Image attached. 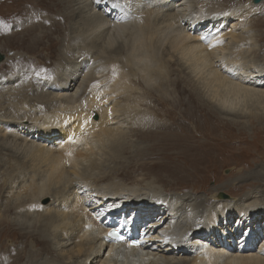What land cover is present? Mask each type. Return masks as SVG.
<instances>
[{
    "label": "bare ground",
    "instance_id": "bare-ground-1",
    "mask_svg": "<svg viewBox=\"0 0 264 264\" xmlns=\"http://www.w3.org/2000/svg\"><path fill=\"white\" fill-rule=\"evenodd\" d=\"M245 2L249 6L256 3ZM215 3L218 2L25 0L22 3L23 14H29L30 9L39 12L30 23L17 22L19 29L13 32L22 37L18 39L27 49L37 43L34 25L45 29L41 32L47 37L52 32L64 33L63 23L68 20L72 35L58 56H47L57 61H53V72L44 75L33 70L26 74L23 69L19 70L24 72L20 77L15 71L9 76L10 82L0 84V166L8 162V180L4 182L7 194L13 196L12 204L8 201L3 205L5 208L0 207V224L10 222L4 217L5 210L18 209L24 220L21 225H25L17 227L26 232L32 230L33 236L39 235L34 236L37 240L33 239L32 247L37 245V249H29L27 253L36 256L46 251L56 261L43 260L37 264H264V229L260 227L258 231L261 225H256L249 235L250 231H245L239 237L240 245L233 248L217 241L220 228L216 224L202 227L213 210L221 221L222 213L232 216L229 214L232 206L247 211L250 207H264L261 170L249 171L235 183L241 188L252 180V184L258 182L256 185L260 186L251 193L260 201L244 200L241 204L218 198L223 185L208 189L215 192L210 193V198L195 199L192 203L194 191L165 194V186L145 179L147 176H141L135 185H126L114 177L113 168L105 174L109 162L119 159L130 147H137L126 141L130 131L137 140L149 142L137 147L132 152L134 156L170 158L171 154L175 158L184 151L198 153V146L188 139H192L193 133L198 134L192 127L178 135L169 131L160 116H152L155 122L143 128L156 103L167 105L169 99H177L169 112L174 115L180 105H192L196 94V99L216 115L243 116L249 111L254 119L263 116L264 112L259 114L257 110L264 108L261 106L264 77L260 78L264 75V60L249 59L248 53L255 55V47L252 48L248 28L237 22L226 33L216 31L221 24H229L232 20L229 18L236 12H225ZM248 37L251 44L245 39ZM44 63L50 65L52 60ZM177 63L200 86L188 89L182 82L185 79L172 67ZM251 70H257L258 75ZM185 94L189 97L186 96L187 101L183 99ZM149 97L152 99L143 100ZM34 101L43 105V112H38ZM94 113L97 119L92 118ZM188 113L192 121L195 114L192 106ZM203 135L202 132L200 138ZM144 165L141 163L134 170L143 171ZM153 166L154 163L149 167ZM168 167L164 171L171 173ZM130 169L128 166L123 171L124 177L130 175ZM175 181L179 183L180 179ZM45 196L49 201L41 205L39 200ZM33 210L37 218L29 223L26 218H31ZM144 211L150 218L146 223L138 220ZM113 222L127 227L140 245L130 247L123 242L114 246L108 242L105 232ZM237 231L241 232L242 227L236 228ZM256 235L262 237L258 245ZM11 238L17 241V237ZM25 244L22 238L18 245L20 252L18 246L14 249L15 260L4 255L0 264H14Z\"/></svg>",
    "mask_w": 264,
    "mask_h": 264
},
{
    "label": "rangeland",
    "instance_id": "rangeland-1",
    "mask_svg": "<svg viewBox=\"0 0 264 264\" xmlns=\"http://www.w3.org/2000/svg\"><path fill=\"white\" fill-rule=\"evenodd\" d=\"M24 1L25 0H0V22L3 20L0 23V26H2V27H0L1 28L0 29V54H1V56H3V58H0V84L1 85L7 84V82L11 81L10 80L11 77H9L10 74L12 76V75L19 72L18 76L20 77L21 74H23L26 71H27L26 74L33 73V72L34 73H42L43 72L42 74L45 73L44 75L53 72L52 69L55 67V64L53 63V61L55 63L57 61H55V59H51L54 57H48L47 58V56H49V55L58 56V53L59 54L61 53V49L63 48V46H65V44H67V42H70V37L72 36L70 31L68 30V29H71V25H70V22H68V20H65L63 23V30H64V33H62L63 35L59 34L58 32H55V34H53V32H52L49 34V36L46 37V36L42 35V32H41L42 30L45 31V29H41V28L34 25L33 26L34 35L36 36L34 41H37V43L35 46H32V49L31 48L27 49L25 47L26 44H24V43L22 44L19 40V39L22 40V37H20V35H15L13 32H15L19 29V25L32 22L35 19L36 15L39 14V12H34L33 10L30 9L28 11L29 14H23L22 3ZM51 1L55 2L56 0H51ZM206 1L215 2V0H206ZM216 1L219 3V5H221L222 10H224L225 12H233L232 10H235L234 13L236 12L235 15H232L229 18L230 20L232 19L229 22V24H226V25L221 24L218 28H216V31L218 30L219 32H222L224 30L223 32L226 33L227 30L230 29L229 26L231 24L237 23V22H238L237 24H239V25L241 24L246 29L248 28L247 33H248V35L251 34L249 37L252 38L251 39L252 48L255 47V48H253V49H255L254 50L255 55H253V53L249 52L250 55L248 53V57L251 61H254L252 59H257V60L262 59V61H263L264 60V0H255L256 3L254 4V6L253 5L249 6L248 5L249 3L245 2V0H229V1L228 0H220V1L216 0ZM218 3H215V5L216 4L218 5ZM242 3H244V4H242ZM239 5L242 9L243 8L246 9V7H247V10L243 9V11H241V8H238ZM252 10L254 12H252ZM19 11H21V12H19ZM224 11H221V12H224ZM9 12H11V13H9ZM242 13L245 15H243ZM20 14H22V17L23 16L24 17L22 18L20 16ZM236 15H239V16H236ZM11 16H13V17H11ZM25 17H29V18H25ZM15 18H17V19H15ZM237 19H239V20H237ZM17 22L19 25L17 24ZM239 25H237V26H239ZM5 26H6V28H5ZM225 27H226V29H224ZM56 33H57V35H56ZM51 37H53L52 40H51ZM227 37H228V35L225 34L224 35V41L227 39ZM249 37H248V39L247 38H245V39H246V41H248L249 44H251ZM38 40H39V42H38ZM61 40H62V42H60ZM225 43H227V40L225 41ZM38 46H40V47H38ZM210 48H211V46L209 47V49ZM256 49H257V51H256ZM42 51H44V52H42ZM39 52H40V54H39ZM29 54L31 55V57L29 56ZM260 55H262V56H260ZM44 56H45V58H44ZM86 57L89 58V55H86ZM8 59H10V60L8 61ZM49 60H52V64L48 65V64L44 63V62L49 61ZM7 61H8V63H7ZM40 63H42V64H40ZM8 64H10V65H8ZM12 66H14V68ZM172 67L175 68L176 73H179V75H181V77H183V79H185L182 82L186 84L188 89H192L191 87H195L197 85V82L195 81V79L192 78V76L188 75L186 73V71L183 70V67L180 66V64H178V63L174 64ZM7 68H12V69H7ZM23 69H24V72L19 71V70H23ZM95 69H97V67H95ZM251 69H252V67H251ZM10 70L13 72H11ZM15 71H16V73H15ZM46 72H48V73H46ZM251 72L258 75L257 70H251ZM261 77H264V75L260 76V78ZM197 86H200V85L198 84ZM195 95L196 94H194L192 105H190V106H186V105L181 106L180 105L179 109L178 108L176 109L177 113L174 115H171V113H169V112L172 111L173 110L172 108L175 107V105L177 103V99H174L172 101H170L171 99H169L167 105L165 103H162V102L156 103L155 106H153V109L151 111L152 113H150L148 115L149 117H147V114H146V117H147L146 118V120H147L146 124L147 125H145V127H143V128L147 129L149 123L155 122V119L152 116H155V117L160 116V118H162L163 123L167 124L170 127L169 131H175V133L178 135H183L182 132H184V130L191 129V127H192V129L198 134L195 135V133H193L192 139L191 138H188V139L191 142H193L195 147L198 146V149H201V151H198V149H197L198 153L193 152L194 154H190L189 152L184 151V152H181L180 154L177 153L175 158H173L171 156V154H169L170 158H166V157L165 158H160V157L153 158L149 155L146 157L134 156V154L132 152L137 147L146 146L147 144H149V142L137 140L136 137L133 136L132 132L130 131L126 141L135 143L137 147H133V148L130 147V149L126 150L125 153H123L121 155V157H119V159H117L116 161L109 162V165L105 168V172H106L105 174L109 173L111 168H113L114 172H115L114 177H116V179L120 183L122 181H124L125 182L124 184H126V185H135V183L137 181H139L138 179L141 176H147V178H145V179L156 181V184H158V186H161V185L165 186V191H163V193H165V194H169L173 191H176L178 193H183V194H185V193L186 194H192V192L194 191V193L192 194L194 196L192 203H194L195 199H201V198H206V197L210 198L211 197L210 193H215V192H213V190L209 191L208 189L219 188V186H221V185H223V187H221L219 189V192H218V194H219L218 198L219 199L237 200L236 203H239V204H241L242 202H245V201H253L254 199L259 200V198H254L251 194V193H254V189L256 187L257 188L260 187L259 185H256V184H259L258 182L252 184V180H251V182H249V185H246L245 187L243 186L241 188L236 187L237 184H235V183L238 182L237 180L239 177H243L244 174L248 173L249 171L261 170L262 171L261 173H264V114H263V116L261 115L262 117L261 116L255 117V119H254V117L253 118L251 117V112H249V111H247V113L244 114L243 116H235V115L232 116V115H228V114L227 115L221 114V116H222L221 117L220 114L216 115L211 110V108L208 107L205 103H203L200 99H196L197 97ZM186 96H187V94H185L184 98H183L185 101H187L189 98L188 96H187L188 98ZM145 99L148 100V99H152V98H150V97L149 98H143V100H145ZM34 102H35L34 106L36 107L38 112H40V113L43 112V105L40 102H36V101H34ZM171 104L173 106H171ZM194 104H200L202 107L199 105L194 106ZM41 105H42V107H41ZM191 106L193 107V110L195 113L193 115L194 119L192 121L190 120L191 118H190V115L188 113V110L190 109ZM261 106H264V104H262ZM185 107H187V108H185ZM165 109H166V111H165ZM207 111L209 114L207 113ZM257 112H259V114L264 112V108L262 110H257ZM165 113L167 116H165ZM199 114L202 115V116L200 115V118L198 117ZM179 115L181 116V118ZM174 116H176V117H174ZM205 116L207 117L206 119H205ZM27 118L29 119V116H27ZM39 118H40V116H39ZM92 118L97 119L98 115L97 114L95 115V113H94L92 115ZM25 121H27V120H25ZM182 121H183V123H182ZM149 127H151V125H149ZM202 132L205 135H203V137L200 138ZM58 133L59 132L56 131V134H58ZM43 136H47V135L44 134ZM213 136H215V137H213ZM213 141H216V142H213ZM44 143L45 142H43V144ZM173 145L177 146V144H173ZM125 147H127V146H125ZM9 162L13 163V165H15L14 164L15 161H13L12 158H9ZM7 163L0 166V183H1L0 184L1 185V187H0V204H1V206L0 207H2V208H5V207H3V205H4V203H7L8 201H10L8 203L12 204L11 200L13 197V196H11V194L10 195L7 194L6 191L8 188L4 182V179L8 180V177H7L8 165H7ZM141 163H145L144 170L143 171H135L134 169L138 165H140ZM152 163H154V166L152 168H150L149 166L152 165ZM157 164L159 165L158 167L156 166ZM128 166L131 167V169L129 170L131 173L128 177H124L123 171L128 170ZM160 166H162V168ZM168 166H170V168H171V171H172L171 173H169L168 171H164L166 169V167L169 169ZM173 175L180 179L179 183L176 181L174 182V180H179V179H176V177H173ZM179 176L182 178H180ZM183 177H185V178H183ZM185 179H186V181H185ZM188 182L192 183V185H189ZM188 185H189V187L187 188ZM245 192H247L248 194H244ZM262 197H264V196H262ZM48 201H49V197L45 196V197H42L41 200H39V203L41 205H44ZM92 201H94V200H92ZM92 201L90 202V205L93 204ZM211 203H213V201H211ZM259 206L260 207H258L256 209H254V207L253 208L250 207V208H248L249 211L241 209V207L232 206V209L229 213L232 216L230 217L227 215V213L221 212L222 213L221 221H219V219L216 217V212L213 210L212 214L209 217L207 216V218L204 220L205 224H203L202 227L207 226V225H215L216 224V227L220 228V230L217 232V234H218V240L217 241H219V243L221 245H229L230 247L233 248L237 245H240L239 237L242 236L245 231H250L247 234V235H249L251 232H254L253 231L254 228H257V227H255L256 225H261V226H258V229H259L258 231H260L261 228L264 229V207H261V205H259ZM14 209H15V211H14ZM14 209L9 210V211L5 210L3 212L4 217L9 219L10 222L5 223V224L4 223L0 224V233H2V234H0V258H3L4 255H7L8 258L14 257L15 256L14 249L18 245H20V241L23 238L25 240L26 244L24 246L23 253L21 254V257L15 262L16 264H37L39 262H42L43 260L44 261L48 260L50 263H56L55 258L53 256H47L46 251H43L41 254L36 255V256H31L27 253L29 251V249H37V245H35L34 247H32V246H33V239L37 240L39 235H34V236H38L35 238L32 235L33 233L31 234L32 230L30 232H26L25 229L20 230V228L17 227V226L23 227L25 224L21 225L24 220H21L22 217H21V215H19L18 209H16V207ZM31 213H32L31 218H26L29 223H33L35 221V219H33V218H35V217L37 218L35 210H33ZM125 213L127 215L128 212L125 211ZM147 215H148L147 212L144 211L143 217L138 218V220L144 221V223L148 222L150 220V218H148ZM207 219L210 220L209 223L205 222ZM114 224L115 223L113 222L111 224H108V226H114ZM141 227H143V226H141ZM238 227H240V228L242 227L241 232L240 231L235 232V229ZM231 231H233V232H231ZM256 231H257V229H256ZM260 234H262V232H260ZM12 235L17 237L16 242H14L12 240V238H11ZM254 235H255V233H254ZM256 236H257V238H256L255 242H256V245H258V243H260V240L262 237H258V235H256ZM236 241H238V242H236ZM247 242L248 243L251 242L250 239ZM15 244H16V246H15ZM17 248H18L17 251L20 252L21 247L18 246ZM50 249H53L52 243L50 245ZM54 251H55V249H54ZM13 260H15V257L13 258Z\"/></svg>",
    "mask_w": 264,
    "mask_h": 264
},
{
    "label": "snow or ice",
    "instance_id": "snow-or-ice-1",
    "mask_svg": "<svg viewBox=\"0 0 264 264\" xmlns=\"http://www.w3.org/2000/svg\"><path fill=\"white\" fill-rule=\"evenodd\" d=\"M111 235V234H110Z\"/></svg>",
    "mask_w": 264,
    "mask_h": 264
}]
</instances>
